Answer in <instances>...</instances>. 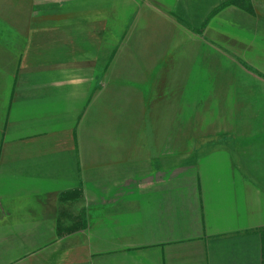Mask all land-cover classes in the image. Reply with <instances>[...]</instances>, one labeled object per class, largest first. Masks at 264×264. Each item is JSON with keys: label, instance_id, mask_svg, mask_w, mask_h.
<instances>
[{"label": "crops", "instance_id": "1", "mask_svg": "<svg viewBox=\"0 0 264 264\" xmlns=\"http://www.w3.org/2000/svg\"><path fill=\"white\" fill-rule=\"evenodd\" d=\"M0 264H264V0H0Z\"/></svg>", "mask_w": 264, "mask_h": 264}, {"label": "trees", "instance_id": "2", "mask_svg": "<svg viewBox=\"0 0 264 264\" xmlns=\"http://www.w3.org/2000/svg\"><path fill=\"white\" fill-rule=\"evenodd\" d=\"M63 198H66V196H63Z\"/></svg>", "mask_w": 264, "mask_h": 264}]
</instances>
